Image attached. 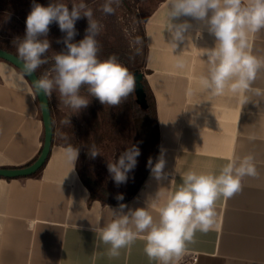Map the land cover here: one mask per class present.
<instances>
[{"label": "crops", "instance_id": "obj_1", "mask_svg": "<svg viewBox=\"0 0 264 264\" xmlns=\"http://www.w3.org/2000/svg\"><path fill=\"white\" fill-rule=\"evenodd\" d=\"M166 5L167 0H161L145 23L146 77L159 126L155 164L164 160L166 178H156L154 164L137 194L121 203L127 205L124 212L145 207L158 220L159 207L184 173L218 175L230 158L252 154L259 175L243 178L240 193L216 202V227L207 234L197 232L179 264H264V96L255 94L257 89L264 91V68L245 94L247 103L227 91L215 97L203 91L199 78L208 65L202 54L215 46V37L202 22L180 17L173 23L191 27L174 48L166 30ZM249 40L252 54L264 58V30L250 33ZM177 59L184 61L183 68L176 67ZM189 87L192 95L186 94ZM50 103L53 108L51 99ZM44 132L32 83L20 68L0 57V166L33 162L41 152ZM67 146L53 143L46 163L34 174L0 176V264H150L144 253L145 234L121 249L118 257L108 255L110 246L102 243L99 233L115 218L113 210L120 204L90 198L78 160L73 170L66 161Z\"/></svg>", "mask_w": 264, "mask_h": 264}, {"label": "clouds", "instance_id": "obj_2", "mask_svg": "<svg viewBox=\"0 0 264 264\" xmlns=\"http://www.w3.org/2000/svg\"><path fill=\"white\" fill-rule=\"evenodd\" d=\"M120 3L121 0H106L102 11L113 15L115 8L112 5L119 6ZM166 7V30L171 34L174 48L177 42L186 39L185 33L191 27L187 22L173 23L180 17H192L202 22L215 37V46L205 48L202 54L207 57L208 68L206 75L199 78L201 89L213 97L222 96L227 91L239 96L241 103H247L245 94L252 90L259 71L264 68V58L252 54L249 40L250 33L264 30V0H247V3L244 0H167ZM82 16L88 20L86 35L78 43H73L77 35L75 22ZM53 22L66 34L63 38L66 50L54 57L53 78L45 74L33 81L38 93L50 95L55 87L63 103L79 112L89 105V100L80 95L81 88L87 86L89 94L102 105L120 106L135 91V77L116 55L105 60L98 58L100 45L96 37L102 26L93 19L92 10L84 3L72 5L69 10L64 4L43 6L33 2L25 22V35L18 38L20 43L17 45L18 60L25 74L31 75L48 63L46 54L50 42L40 37H47ZM139 53L137 49L136 54ZM184 66V61L177 59L176 67ZM186 94H193L191 87ZM255 94L264 96V91L257 89ZM62 123L71 125L70 117ZM64 152L73 170L80 149L68 145ZM88 154L91 158L100 155L95 144L88 149ZM140 154V149L132 145L120 154L118 160L108 163V172L117 185L127 182V174L135 168ZM164 166V160L160 159L152 168L157 179L166 178ZM258 175L252 154L230 158L218 175L189 170L159 207L158 220H154L145 207L129 209L125 213L127 205L120 204L118 210H113L115 218L100 231L99 238L110 246L108 255L118 257L121 249L130 247L139 235L145 234L144 253L150 264H179L188 245L195 243L196 233L207 234L216 227V202L240 193L243 178ZM117 199L123 200V195H118Z\"/></svg>", "mask_w": 264, "mask_h": 264}, {"label": "trees", "instance_id": "obj_3", "mask_svg": "<svg viewBox=\"0 0 264 264\" xmlns=\"http://www.w3.org/2000/svg\"><path fill=\"white\" fill-rule=\"evenodd\" d=\"M140 0H121L119 6L113 4L115 8V13L113 15H103L101 11V6L106 2V0H0V47L6 50H9L17 54V45L20 43L18 38H23L26 31V24L23 25V31L20 28V25H16L14 21L11 23V20L16 21V14L12 12V9L16 11L25 10V7H31L33 2L41 4L43 6H48L50 3L64 4L68 6L71 10L72 5H79L84 3L87 8H91V4L94 6L93 15L100 14L99 17L110 18V24L107 26L112 31H118L124 33V19H128L126 16L133 13L137 19V27L135 33L132 34L133 44L124 46L122 42H111L109 41V35H101L97 37V40L100 45V51L98 52V58L101 60L107 59L111 55H116L124 66H126L130 73L135 77V73L141 72V82L144 88V102L139 100V97L136 94V90L124 100L120 106L111 107L107 104L102 105L95 97H92L88 90L87 86L81 88V90L89 95L93 100V109L96 116H98V111L101 113V123L103 125L107 124L112 126H117L119 120L123 118L122 116H127L131 118L135 131L145 140H155L156 143V156L157 149L159 144V126H158V113H157V104L154 97L153 91L149 85L148 79L146 77L147 69L145 67L146 57H147V43H146V28L145 23L148 18L141 17L138 12L137 4ZM24 18H27L29 13L24 12ZM86 19V18H85ZM58 24L53 22L50 27L57 28ZM111 32V31H110ZM65 34V33H63ZM78 35V34H77ZM76 35V37H77ZM40 39H44L41 36ZM76 39V38H74ZM137 40L140 43H137ZM73 43H78L79 40H74ZM137 49L140 50V53L137 55ZM62 50H66V46L63 42L53 41L50 43V49L48 50L49 54H57ZM18 55V54H17ZM49 58L48 63L44 64L41 69H37L36 72L40 76H44L48 69L54 64V57ZM53 125H54V141L56 142L55 135L57 133L56 124H55V115L53 108L51 106ZM98 118V117H97ZM100 123V121H99ZM71 145V144H65ZM73 147L79 148L78 146L71 145ZM80 149V148H79ZM89 157L86 156L80 149V154L77 162L78 173L84 182V184L90 190V198L98 199L102 203L106 204H121L132 197H134L144 180L148 176L151 168L154 166L155 161L151 164H147L142 170L136 172L133 178L128 182L127 189L124 192H117L115 189L107 186L103 180L93 171L91 165L89 164ZM123 195V200H118V195Z\"/></svg>", "mask_w": 264, "mask_h": 264}, {"label": "rangeland", "instance_id": "obj_4", "mask_svg": "<svg viewBox=\"0 0 264 264\" xmlns=\"http://www.w3.org/2000/svg\"><path fill=\"white\" fill-rule=\"evenodd\" d=\"M161 0H140L137 4L138 12L140 13L142 19L147 17L158 5ZM102 11V6L100 7ZM92 12L94 11V6L91 4ZM31 11V7H25V10L16 11L12 9V12L16 14V21L13 19L11 23L17 25L26 24V19L24 18L26 13ZM103 15L106 14L103 12ZM98 15H93V19L96 20L102 27L98 36L109 35V41L111 42H122L124 46L133 44L132 34L135 33L137 27L136 16L131 13L124 19V33L118 31H112L107 24L111 23L110 18H102ZM86 17H81L75 22V28L77 31V37L75 36L74 40H82L86 35V29L88 28V20ZM23 25H20V28L24 30ZM111 31V32H110ZM66 34H63L59 26L57 28L50 27V31L47 34V39L50 43L53 41L63 42V38ZM97 36V37H98ZM96 37V39H97ZM41 38V37H40ZM47 58L53 57L55 54L47 53ZM44 65L39 67L41 69ZM54 64L48 69L47 75L51 79L55 76V73L52 71ZM80 95L89 100V105L87 108L81 109L79 112L72 109L70 106L63 103V99L60 96V93L57 88L54 87L50 94V99L53 105V112L55 119L57 121L56 129L57 133L55 135L56 142L63 144H71L78 146L86 156L89 158V164L91 165L93 171L103 180V182L115 189L117 192H124L127 188L128 182L133 178L136 172L142 170L148 163L149 160L153 163L156 157V143L155 140H145L135 131L134 124L129 117L122 116L121 120L117 126H112L101 123V113L98 111V116H96L93 109V100L92 98L80 90ZM70 117L71 125L63 124L62 121ZM98 117V118H97ZM100 121V123H99ZM95 144L97 149L100 152V155H97L95 158H91L88 154V149ZM132 145H136L140 149V155L137 157V164L135 168L130 171L128 175V180L126 183L117 185L112 179L110 173L108 172L107 165L109 162H113L119 159V156L127 148Z\"/></svg>", "mask_w": 264, "mask_h": 264}, {"label": "water", "instance_id": "obj_5", "mask_svg": "<svg viewBox=\"0 0 264 264\" xmlns=\"http://www.w3.org/2000/svg\"><path fill=\"white\" fill-rule=\"evenodd\" d=\"M0 57L4 58L18 68H20L23 72L24 69L22 68V63L18 60V55L0 47ZM25 74V72H24ZM26 75V74H25ZM30 82L33 85V81L35 79L40 78L37 72L26 75ZM142 73L136 72L135 73V81H136V94L139 97L141 102H144V88L141 82ZM35 92L38 96L39 103L41 106L42 117L44 122V142L42 145V149L38 157L28 165L23 166H0V176L4 177H20V176H28L37 172L47 161L50 151L52 149L53 141H54V125H53V117L51 111V103L49 99V95H44L42 92L38 93L35 86L33 85Z\"/></svg>", "mask_w": 264, "mask_h": 264}, {"label": "built area", "instance_id": "obj_6", "mask_svg": "<svg viewBox=\"0 0 264 264\" xmlns=\"http://www.w3.org/2000/svg\"><path fill=\"white\" fill-rule=\"evenodd\" d=\"M180 264H185V263H180Z\"/></svg>", "mask_w": 264, "mask_h": 264}]
</instances>
